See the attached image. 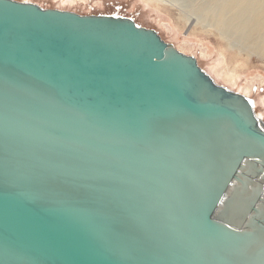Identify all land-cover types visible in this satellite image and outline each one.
Here are the masks:
<instances>
[{"label": "water", "instance_id": "1", "mask_svg": "<svg viewBox=\"0 0 264 264\" xmlns=\"http://www.w3.org/2000/svg\"><path fill=\"white\" fill-rule=\"evenodd\" d=\"M0 264H264V120L120 13L0 0Z\"/></svg>", "mask_w": 264, "mask_h": 264}, {"label": "rangeland", "instance_id": "2", "mask_svg": "<svg viewBox=\"0 0 264 264\" xmlns=\"http://www.w3.org/2000/svg\"><path fill=\"white\" fill-rule=\"evenodd\" d=\"M27 1L82 14L131 16L137 23L156 29L163 39L181 51L196 56L201 67L219 83L247 91L257 113L264 119V44L261 40L248 42L239 36L236 28L218 22L225 15L222 4L225 0Z\"/></svg>", "mask_w": 264, "mask_h": 264}, {"label": "bare ground", "instance_id": "3", "mask_svg": "<svg viewBox=\"0 0 264 264\" xmlns=\"http://www.w3.org/2000/svg\"><path fill=\"white\" fill-rule=\"evenodd\" d=\"M180 1H184V0H175L174 2H180ZM225 1L226 2L222 3L223 8L226 9L225 15L223 17L221 16V18L218 19L219 20L218 22H220L221 25L231 26L233 28H236L239 31L237 32L239 36L248 42L256 43L258 40H261L262 43L264 44V0H228V1L225 0ZM199 8H201V6ZM219 9L221 10V8ZM219 14H221V12ZM228 87L231 88L230 86ZM238 92L244 94L245 96L250 97L247 91H238ZM257 115L260 118H262L258 113Z\"/></svg>", "mask_w": 264, "mask_h": 264}, {"label": "flooded vegetation", "instance_id": "4", "mask_svg": "<svg viewBox=\"0 0 264 264\" xmlns=\"http://www.w3.org/2000/svg\"><path fill=\"white\" fill-rule=\"evenodd\" d=\"M137 22V21H136Z\"/></svg>", "mask_w": 264, "mask_h": 264}]
</instances>
